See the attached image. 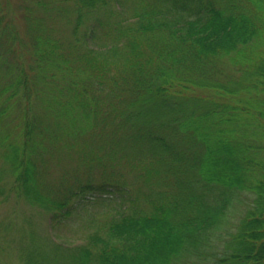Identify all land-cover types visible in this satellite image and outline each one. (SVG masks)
Here are the masks:
<instances>
[{
  "label": "trees",
  "instance_id": "16d2710c",
  "mask_svg": "<svg viewBox=\"0 0 264 264\" xmlns=\"http://www.w3.org/2000/svg\"><path fill=\"white\" fill-rule=\"evenodd\" d=\"M24 1L0 0V186L51 225L120 210L22 233L21 263L264 264V0Z\"/></svg>",
  "mask_w": 264,
  "mask_h": 264
},
{
  "label": "rangeland",
  "instance_id": "374dc122",
  "mask_svg": "<svg viewBox=\"0 0 264 264\" xmlns=\"http://www.w3.org/2000/svg\"><path fill=\"white\" fill-rule=\"evenodd\" d=\"M14 0H5L4 9L8 17L12 18L17 13ZM36 0H25L24 3L35 2ZM23 4V3H22ZM60 13L67 14L68 17L76 15V4L70 1H62L59 6ZM127 10V7H126ZM59 13V14H60ZM32 15V14H31ZM39 17H41L39 15ZM44 21L51 25V21L43 17ZM55 27L58 28L56 34L59 35L62 26L57 20H52ZM63 21V20H61ZM72 23V22H71ZM69 23L66 28L72 26ZM88 22H85L87 24ZM19 26V25H18ZM83 26V25H82ZM54 32V33H55ZM1 182V180H0ZM0 186V261L3 264H22L20 251L18 250L21 240L25 236H21L24 232L36 230L37 234L43 238L57 237V242H61L65 246H71L74 243L80 242L83 237L90 232V219L108 213H116L120 210L119 194H115V199L101 202L99 200H83L80 201L76 209L70 212L64 219L51 225L47 216L44 214L40 206L31 204L25 200L16 191L9 189L6 184ZM6 185V186H5ZM121 197L123 206L128 198L125 194ZM246 199V198H245ZM118 201V202H117ZM248 202V199H246ZM22 238V239H21ZM54 239V238H53ZM20 241V242H19Z\"/></svg>",
  "mask_w": 264,
  "mask_h": 264
}]
</instances>
